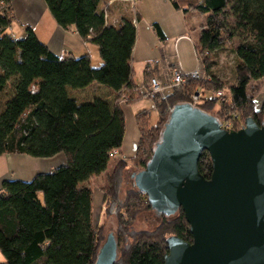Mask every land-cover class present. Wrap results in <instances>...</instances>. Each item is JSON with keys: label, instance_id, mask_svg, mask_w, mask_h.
Segmentation results:
<instances>
[{"label": "trees", "instance_id": "1", "mask_svg": "<svg viewBox=\"0 0 264 264\" xmlns=\"http://www.w3.org/2000/svg\"><path fill=\"white\" fill-rule=\"evenodd\" d=\"M106 1L45 0L59 26L72 28L97 45L101 63L94 67L88 55H54L32 33L12 38L7 32L13 20L10 1L0 0V154L48 158L61 153L65 159L30 180H2L0 252L4 261L0 264L95 261L102 235L92 223V192L86 181L103 172L114 156L112 152L121 147L125 131L121 97L131 103L144 94L131 81L130 57L136 34L132 13L128 6L123 8L114 23L110 19L112 7ZM172 4L184 13L204 15L194 47L207 77L187 78L179 87L168 88L164 98L156 100L155 124L149 123L147 110L135 113L139 130L135 154L128 160L118 158L111 175L108 202L116 205L123 236L120 246V238L114 234L118 256L113 264H163L169 235L191 242L181 210L171 216L157 215L158 223L152 230H136L121 220L122 209L132 219L143 200L151 209L147 196L136 188H128L121 200L119 182L127 162L138 169L145 166L169 106L189 102L221 123L232 119L234 129L247 117L264 124V101L256 109L254 96L247 91L251 83L264 77V0H172ZM152 27L164 38L157 24ZM228 48L235 57L232 83L217 73L218 56ZM92 83L119 94L112 101L99 95L78 99L71 94ZM226 86L229 96L223 93ZM196 92L200 101L193 103ZM217 102V113L209 112ZM198 169L209 177L212 166L206 151L200 155Z\"/></svg>", "mask_w": 264, "mask_h": 264}, {"label": "water", "instance_id": "2", "mask_svg": "<svg viewBox=\"0 0 264 264\" xmlns=\"http://www.w3.org/2000/svg\"><path fill=\"white\" fill-rule=\"evenodd\" d=\"M203 151L211 173L198 169ZM156 215L178 210L191 242L166 241L163 264H264V124L247 117L238 129L189 102L170 107L142 169L131 173ZM116 238L108 233L93 264H113Z\"/></svg>", "mask_w": 264, "mask_h": 264}, {"label": "crops", "instance_id": "3", "mask_svg": "<svg viewBox=\"0 0 264 264\" xmlns=\"http://www.w3.org/2000/svg\"><path fill=\"white\" fill-rule=\"evenodd\" d=\"M13 20L7 32L16 38L32 33L56 56L70 54L74 57L88 55L91 65L101 63L97 45L89 37L81 38L72 28H62L52 17L45 0H9ZM131 2L132 16L136 29L135 42L130 57L131 81L140 87L148 84L149 78L156 77L162 84L173 66L189 71L199 65L195 52V42L204 21V15L195 11L184 13L173 6L172 0H108L112 7L111 20L116 23ZM157 24L164 34L159 38L152 25ZM197 33L195 34V32ZM168 88L165 89L167 91ZM142 91V90H140ZM78 99H90L95 95L110 101L118 92L98 83L72 90ZM255 106L262 99L254 98ZM149 104V105H148ZM124 113L125 131L121 147L113 157L128 159L135 153L139 140V130L135 123V113L145 109L149 112L153 104L141 97L131 103H120ZM65 162L59 153L48 158H34L25 154H0V187L5 178L30 180L36 173L50 171Z\"/></svg>", "mask_w": 264, "mask_h": 264}, {"label": "rangeland", "instance_id": "4", "mask_svg": "<svg viewBox=\"0 0 264 264\" xmlns=\"http://www.w3.org/2000/svg\"><path fill=\"white\" fill-rule=\"evenodd\" d=\"M127 4L129 7V11L132 12V9H130L131 2L127 1ZM104 10L106 9L104 8ZM196 33L197 31L195 32V34ZM218 62H219L218 70H217L218 75L222 77L223 79H225L227 83H232L234 80V73L232 71V68L234 67V64H235V57L232 51L228 48L226 49V51L221 52L218 56ZM205 77H207V75ZM247 91L249 92V95L258 97V99H262V103H263L264 101V77H262L256 82L251 83ZM223 93L229 96V89L227 86L224 88ZM208 94L211 96L212 92L210 91ZM120 95L122 96L123 93L122 94L120 93ZM195 95H197L198 97V92H196ZM143 97L148 99L151 102V104H153V109H150L149 114H148L149 123L153 125L156 123L157 115H158L156 100L160 99L161 97L159 95H156L154 98H150L149 96H146L145 93L143 94ZM199 101L200 99L193 97V103H197ZM123 102L125 103L124 98L121 97L120 103H123ZM261 105L262 104H260V106ZM218 106L219 104L217 102L208 111L211 113H217ZM257 106L259 105L257 104ZM134 119H135V116H134ZM232 121H233L232 119L223 120L222 125L224 126L226 123H229L231 126H233ZM117 159H118L117 157L110 158L107 164V168L100 174L90 177L86 181V185L90 187L91 192H92V223L95 226L96 230L100 232L102 235L101 236L99 233V235L102 237L100 240V244L104 241L106 235L112 232L113 234L117 235L120 238V246H121L123 236H121L119 232L120 231V220H119L120 217L118 216L117 210H115L116 205H112L110 202H108V200L111 199L109 198L110 196L109 194L111 190L110 187L112 186L111 175L114 172V165ZM137 170L139 169L137 167H134L131 161L127 162L125 168L123 169V173H122L123 178L120 179V182H119V195H118L121 200L124 199L125 191L128 188H135V186L133 185V180L131 178V173ZM136 209L137 210H135V213H136L135 217L132 219L128 212L125 213L124 209L121 210V213H123V217H121V220H124L123 223L128 224V226L130 225L131 228L136 229V230L154 229V227L158 223V216L156 215V213L152 209L146 207L144 200L138 204ZM132 211L133 210H131V212ZM125 220H127V222ZM1 261H4V257L0 252V262Z\"/></svg>", "mask_w": 264, "mask_h": 264}, {"label": "built area", "instance_id": "5", "mask_svg": "<svg viewBox=\"0 0 264 264\" xmlns=\"http://www.w3.org/2000/svg\"><path fill=\"white\" fill-rule=\"evenodd\" d=\"M8 34L12 38H16L13 33L8 32ZM21 38L22 37L17 38V39H21ZM187 78H193L197 80L204 79L205 74L203 72L201 65L199 64L195 68L189 71H184V70H181L177 66H173L171 70L168 72V74L166 75L164 84H162L156 77H152L149 80L148 84L140 87V90H142L146 94V96H149L150 98H154L156 95H159L161 98H164L166 88H177L183 82H185ZM218 94L220 95L221 93L218 92ZM193 97L197 98V95ZM259 107L260 106L255 107V108L258 109ZM169 109H170V106L168 107V110ZM220 126L226 130L233 129V127L229 123H226L224 126L221 123ZM115 153L116 151L114 150L112 154H115Z\"/></svg>", "mask_w": 264, "mask_h": 264}]
</instances>
